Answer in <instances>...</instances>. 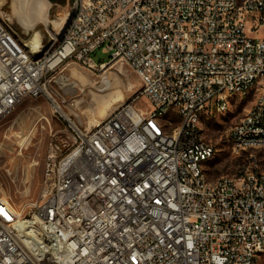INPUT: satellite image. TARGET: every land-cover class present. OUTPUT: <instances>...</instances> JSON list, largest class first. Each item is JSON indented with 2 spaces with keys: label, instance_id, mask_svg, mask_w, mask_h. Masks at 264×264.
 I'll list each match as a JSON object with an SVG mask.
<instances>
[{
  "label": "built area",
  "instance_id": "2783aa9c",
  "mask_svg": "<svg viewBox=\"0 0 264 264\" xmlns=\"http://www.w3.org/2000/svg\"><path fill=\"white\" fill-rule=\"evenodd\" d=\"M263 29L264 0H73L63 34L47 27L34 52L0 4V121L43 98L45 119L64 123L27 212L0 185V264H261L264 171L252 154L241 174L210 180L202 120L253 93L229 137L264 149ZM112 60L137 73L140 92L77 124L69 68Z\"/></svg>",
  "mask_w": 264,
  "mask_h": 264
},
{
  "label": "rangeland",
  "instance_id": "374dc122",
  "mask_svg": "<svg viewBox=\"0 0 264 264\" xmlns=\"http://www.w3.org/2000/svg\"><path fill=\"white\" fill-rule=\"evenodd\" d=\"M0 4L13 15L23 39L29 42L45 33L43 42L47 45V27L52 28L56 18L72 11L73 0H62L61 3L52 0H0ZM46 16L47 24L43 23ZM109 55L101 50L95 53L98 61L108 60ZM68 71L75 72L72 79L78 87L72 96L75 105L69 111L81 126L110 114L140 92L141 80L137 73L128 64L117 60L110 61L102 70L69 68ZM253 99V93L235 95L230 98L227 112L204 116V136L216 148L214 156L205 163L210 180L222 175L241 174L244 167L252 164V154L264 171V149L236 150L229 137L232 127L245 114ZM119 102L121 104L116 106ZM138 105L146 107L147 104L140 98ZM46 115L49 113L43 98H27L0 121V185L16 207L26 208L25 212L38 199L51 130L64 125L60 120L47 121ZM172 118L171 115L166 117L168 120ZM261 264H264V258Z\"/></svg>",
  "mask_w": 264,
  "mask_h": 264
},
{
  "label": "bare ground",
  "instance_id": "6f19581e",
  "mask_svg": "<svg viewBox=\"0 0 264 264\" xmlns=\"http://www.w3.org/2000/svg\"><path fill=\"white\" fill-rule=\"evenodd\" d=\"M3 8V7H1ZM72 17V11H66L64 14H62L61 16H59L58 18H56L53 22L54 27H52L54 30H56V33L59 35H62L66 26L68 25L70 18ZM48 18L47 16L44 18V22L45 24H47ZM47 35V34H46ZM43 36H45V33L42 34L41 36H33L34 38H31L28 42V44L31 46L32 50L34 52H38L39 50L45 48L47 45L45 42H43ZM48 36V35H47ZM124 101V100H123ZM121 101V103L123 102ZM120 102L116 105H120ZM106 116H108L107 114L99 119H96L94 122H99L100 120H102L103 118H105Z\"/></svg>",
  "mask_w": 264,
  "mask_h": 264
},
{
  "label": "trees",
  "instance_id": "16d2710c",
  "mask_svg": "<svg viewBox=\"0 0 264 264\" xmlns=\"http://www.w3.org/2000/svg\"><path fill=\"white\" fill-rule=\"evenodd\" d=\"M53 2H56V3H61L62 0H52Z\"/></svg>",
  "mask_w": 264,
  "mask_h": 264
}]
</instances>
